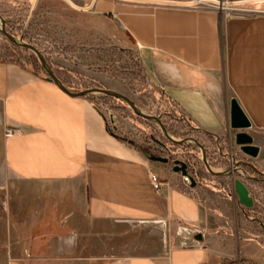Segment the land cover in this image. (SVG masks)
Instances as JSON below:
<instances>
[{
  "label": "crops",
  "instance_id": "obj_1",
  "mask_svg": "<svg viewBox=\"0 0 264 264\" xmlns=\"http://www.w3.org/2000/svg\"><path fill=\"white\" fill-rule=\"evenodd\" d=\"M72 1L113 16L129 35L164 97L191 124L195 132L185 138L204 146L213 173L202 162L201 181L186 187L173 164L165 174L109 132L89 97L0 60V192L9 194L0 210V264H264L222 175L230 150L264 172V13L227 12L232 0H218L223 8L206 0ZM231 99L251 122L256 158L233 143ZM8 126L19 132L6 137ZM190 144L177 146L196 170L203 156ZM245 184L256 208L260 188ZM134 225L155 226L157 240H128Z\"/></svg>",
  "mask_w": 264,
  "mask_h": 264
},
{
  "label": "rangeland",
  "instance_id": "obj_2",
  "mask_svg": "<svg viewBox=\"0 0 264 264\" xmlns=\"http://www.w3.org/2000/svg\"><path fill=\"white\" fill-rule=\"evenodd\" d=\"M155 1L171 3L174 0ZM241 1L250 0H232L224 8L240 15L264 13V1ZM112 17L94 15L88 7L78 6L72 0H0V60L20 63L47 75L36 53L11 42L2 33L4 30L16 41L34 46L69 90L103 88L118 92L130 98L142 112L159 117L174 138L179 140L192 135L187 132L189 127L180 126L169 118L168 112H175L181 119L183 116L165 102L137 47ZM87 97L102 113L109 132L132 145L149 164L154 161L146 158V154L169 158L170 166L177 159L192 162L185 152L183 154L184 150L167 139L156 121L136 115L124 101L100 93ZM200 158L197 157L196 170H192L196 183L201 181L198 168L203 159ZM227 158L229 160L228 155ZM154 164L167 173V164ZM251 174L259 177L252 170ZM240 179L245 183L251 180L243 175ZM251 181L260 188L259 203L256 208L243 206L238 210L247 219L243 225L240 222V227L264 249V180ZM16 190L26 194L25 190ZM8 195L0 192V210ZM10 195L16 196L12 192ZM127 232H135L128 240L135 239L140 244H153L158 238L155 226L134 225Z\"/></svg>",
  "mask_w": 264,
  "mask_h": 264
},
{
  "label": "water",
  "instance_id": "obj_3",
  "mask_svg": "<svg viewBox=\"0 0 264 264\" xmlns=\"http://www.w3.org/2000/svg\"><path fill=\"white\" fill-rule=\"evenodd\" d=\"M206 1H212L213 3L221 5V6H222V4H224L218 0H206ZM254 1H264V0L241 1L240 3H242V2H244V3L254 2ZM161 2H166V1H161ZM187 3L193 4L194 2H187ZM2 33L14 44L21 45L23 47H26V48L34 51L36 53V55L38 56L42 67L44 68V70L46 71V73L48 75L47 79L51 82H54L66 94H68L72 97H83V96H87V95L94 94V93H100V94L111 96V97H114V98H117V99L124 101L126 104H128V106L133 110V112L136 115H138L142 118H145L147 120L156 121L159 124V126L162 128L164 135L173 144L182 145L185 143H191V144H194L196 147H198V149L202 153L203 163L205 164L207 170L209 172L213 173V170L207 161L204 146H202V144L200 142H198L196 139L188 137V138L178 140V139L174 138L172 135H170L168 133V131L166 130V128L164 127V125L162 123V120L159 117L142 112L134 104V102L130 98H128L127 96L120 94L118 92H115V91H112L109 89H103V88H91V89H86V90H83L80 92H73V91L69 90L62 83V81L56 76L54 71L48 66L45 58L42 56V54L34 46H32L30 44H24V43L16 41L15 38H13L11 35H9L4 30H2ZM229 123H230V128L236 132L234 134V140H233L234 141L233 143L235 144V146H238L240 152H242L246 156H248L250 158H256L259 154V147L253 144V138L247 132V130H249L251 128V122L249 121L248 117L246 116L245 112L243 111V109L241 108V106L239 105V103L237 102L236 99H231V101H230ZM227 155H223V156H227ZM145 156H146V158H148L149 160L154 161V162H161V163H165V164L169 163V158H166V157L153 156V155H149V154H146ZM240 166H245V167L250 168L259 177L249 175ZM173 171L178 173V174H181L183 176L184 175L189 176L190 181H191V187L196 186V181L188 173V165L183 160L177 159V160L173 161ZM239 172L243 173L244 176H246L247 178H249L251 180H256V181L259 179L264 180V172L260 171L251 162H238V161H236L235 167L233 169L229 168L224 173H222V175L229 177V176H231L232 173H239ZM232 184H233V190H234L235 194L237 195L240 204H242L246 208L254 207V199L250 195V191H249L247 185L245 184V182L238 177V178L234 179ZM197 238L201 239V235L198 234Z\"/></svg>",
  "mask_w": 264,
  "mask_h": 264
},
{
  "label": "built area",
  "instance_id": "obj_4",
  "mask_svg": "<svg viewBox=\"0 0 264 264\" xmlns=\"http://www.w3.org/2000/svg\"><path fill=\"white\" fill-rule=\"evenodd\" d=\"M228 9V8H227ZM19 132V130L17 128H13L11 126H8L5 128V136L6 137H10L12 135H15ZM183 154H184V151H182ZM228 157H229V168L233 169L235 167V163L237 161L236 159V156L234 155V153L230 150L228 152ZM202 160V157L200 158ZM186 164L188 165V173L193 177L195 178V176L193 175V171L191 169H189L191 166H193V161L191 162H188V161H185ZM240 175H243V173L239 172ZM244 176V175H243ZM231 181V185H232V188H233V181L235 178H238L236 176V173H232L231 176L228 177ZM151 181H152V184L154 186L155 189H159L160 186H161V182L158 180V177L156 175H152L151 176ZM181 181L182 183L186 186V187H191V181H190V177L187 176V175H181Z\"/></svg>",
  "mask_w": 264,
  "mask_h": 264
},
{
  "label": "trees",
  "instance_id": "obj_5",
  "mask_svg": "<svg viewBox=\"0 0 264 264\" xmlns=\"http://www.w3.org/2000/svg\"><path fill=\"white\" fill-rule=\"evenodd\" d=\"M14 63H16V62H14ZM17 64H19V65H21L20 63H17ZM21 66H23V67H26V68H28V69H30V70H32V71H34L35 73H37V74H40L42 77H44V78H47L48 77V75H45V74H42L40 71H38V70H35V69H33V68H30V67H27V66H25V65H21ZM43 68V67H42ZM43 70V69H42ZM47 74V73H46ZM59 78V77H58ZM60 79V78H59ZM61 80V79H60ZM62 81V83L64 84V82H63V80H61ZM162 96L164 97V94L162 93ZM164 99H165V102L167 103V104H169L170 106H172L173 107V109H175L176 110V108H175V104L172 102V101H170L168 98H165L164 97ZM167 115L169 116V118L172 120V121H174L175 123H177V124H179L180 126H184V127H189V130L187 131L188 132V134L189 133H194L195 131L193 130V128H191V124L185 119V118H183V119H181V118H178L177 116H176V114H175V112L174 113H171V112H168L167 113ZM165 125H168V124H165ZM167 127V126H166ZM167 129H168V127H167ZM169 130V129H168ZM188 134H186V135H188ZM182 146H185V144H182ZM189 147H191V148H193V149H196V147L195 146H193V145H187V148H189ZM247 169L249 170V168L247 167ZM225 263H228V261H226Z\"/></svg>",
  "mask_w": 264,
  "mask_h": 264
},
{
  "label": "flooded vegetation",
  "instance_id": "obj_6",
  "mask_svg": "<svg viewBox=\"0 0 264 264\" xmlns=\"http://www.w3.org/2000/svg\"><path fill=\"white\" fill-rule=\"evenodd\" d=\"M191 168V167H190ZM191 170H194V169H191Z\"/></svg>",
  "mask_w": 264,
  "mask_h": 264
},
{
  "label": "bare ground",
  "instance_id": "obj_7",
  "mask_svg": "<svg viewBox=\"0 0 264 264\" xmlns=\"http://www.w3.org/2000/svg\"><path fill=\"white\" fill-rule=\"evenodd\" d=\"M223 5V4H222Z\"/></svg>",
  "mask_w": 264,
  "mask_h": 264
}]
</instances>
